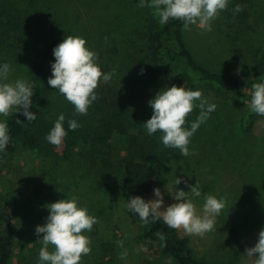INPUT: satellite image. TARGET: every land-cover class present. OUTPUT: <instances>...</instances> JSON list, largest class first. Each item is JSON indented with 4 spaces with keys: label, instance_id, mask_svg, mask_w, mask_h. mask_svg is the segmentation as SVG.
Listing matches in <instances>:
<instances>
[{
    "label": "rangeland",
    "instance_id": "rangeland-1",
    "mask_svg": "<svg viewBox=\"0 0 264 264\" xmlns=\"http://www.w3.org/2000/svg\"><path fill=\"white\" fill-rule=\"evenodd\" d=\"M138 0H0V62L10 63V80H30L34 60V41L51 36L63 41L67 35L79 36L98 54L103 72L115 70L109 84L95 90L98 99L86 115L74 112L73 105L47 83L45 103L31 130L39 139L35 149L17 147L0 162V200L2 211L14 227V246L10 264H39L42 245L35 234L49 215L45 204L75 197L96 218L90 233L91 253L79 264H176L161 250L145 247V223L125 208V180L132 159L149 166L164 192L176 187L190 191L196 183L200 197H191L202 214L205 195L226 200L216 218L214 230L203 236L178 233L189 240L199 259L208 264H228L233 246L230 231L245 240L239 264H254L246 250L255 246L264 227V116L258 117L247 132L250 115L249 88L264 75V0H229L226 10L212 22L211 31L191 25L183 28V38L195 60L212 73H222L226 60H239L234 76L245 83L247 98H235L221 85L200 82L178 56L172 38L163 40L161 63L164 73L175 78L188 73L186 88L202 90L209 103L217 105L210 118L190 138L191 155L165 148L159 133L148 136L142 126L152 116L148 101L163 88L157 85L148 43L142 33L152 24L161 25L149 8L136 6ZM239 4L242 11L233 13ZM141 69L144 70L143 74ZM239 71V74H237ZM156 83V84H155ZM199 109L186 117L195 121ZM75 119L80 127L68 131L60 146L45 139L57 116ZM113 113L120 118L114 119ZM11 115V114H10ZM4 117L8 123L9 117ZM118 125L126 130L129 142L120 157L114 158L113 139ZM120 133V131H119ZM128 148V150H127ZM147 201L155 199L153 191ZM177 201L164 195V205ZM48 250L53 251L49 245Z\"/></svg>",
    "mask_w": 264,
    "mask_h": 264
},
{
    "label": "clouds",
    "instance_id": "clouds-1",
    "mask_svg": "<svg viewBox=\"0 0 264 264\" xmlns=\"http://www.w3.org/2000/svg\"><path fill=\"white\" fill-rule=\"evenodd\" d=\"M228 3L229 0H138L136 6L152 10L161 25L175 20L182 22L185 30H189L191 25H198L203 30L211 31L212 22L221 11L227 9ZM240 11L242 8L237 4L233 13ZM52 51L54 62L50 63L52 74L48 78V85L73 105L75 114L86 115L89 107L98 99L95 90L100 84H109L115 70L103 72L97 63L98 54L90 50L85 39L79 36L67 35ZM13 71L10 63L0 62V153L6 151L11 139L4 117L15 112L26 117L27 123L37 118V114L29 110L35 93L33 83L24 78L10 80ZM143 72L141 69L140 74ZM249 95L250 110L264 116V80L251 84ZM147 103L153 113L142 125L147 135L159 133L165 148L178 149L185 157L192 154L189 149L190 138L217 107L215 103L208 102L202 90H192L184 84H173L161 89ZM194 108L200 110L199 115L190 122V126H185L186 117ZM64 123L65 115L60 113L45 137L48 143L60 146L68 131L80 127L75 119L67 120V130ZM182 182V177L177 176L172 189L165 187L164 192L160 188L153 189L155 199L146 201L140 196H132L124 206L142 221L147 222L150 217L152 220L162 219L169 228L182 229L189 235L203 236L213 231L216 218L226 206V200L205 195L202 214H199L191 198L201 196L199 186L196 183L186 192L176 187ZM165 193L177 202L161 211ZM43 207L49 215L43 225L35 228L38 237L43 234L42 239L37 241L42 245L39 264H79L82 256L91 253V241L85 233L92 231L96 218L86 208L78 206L75 197H66ZM49 245L54 249L51 252L48 250ZM246 255L255 258L254 264H264V227L258 233L257 243L246 250Z\"/></svg>",
    "mask_w": 264,
    "mask_h": 264
},
{
    "label": "trees",
    "instance_id": "trees-1",
    "mask_svg": "<svg viewBox=\"0 0 264 264\" xmlns=\"http://www.w3.org/2000/svg\"><path fill=\"white\" fill-rule=\"evenodd\" d=\"M142 38L148 43V52L154 64L157 85L162 87H170L185 85L189 83L188 73H182L175 78H170L164 73L163 64L161 63V51L163 49V40L172 38L177 46L178 56L183 60L186 67L192 71L200 82H210L221 85L235 98H247L246 85L244 82L234 76L239 60L236 57L226 60L223 64L222 73H212L201 66L194 58L191 51L183 38L182 22L170 20L165 25L152 24L148 31L142 33ZM60 41L51 36H42L34 41V60L30 71V81L34 86V95L32 97L33 105L30 111L37 114L35 121L27 123L26 117L21 113L13 112L8 120V128L10 133V142L4 153H0V162L8 156L15 153L17 147L32 150L39 144L36 134L30 129L32 124H36L41 110L45 103V83L46 77L51 69L50 63L54 62L53 48ZM264 80V75L259 79L251 80L253 83ZM156 84V83H155ZM114 119H119L117 113H113ZM260 117L252 114L248 118L246 131L249 133L253 130L256 120ZM20 121H19V120ZM114 145V158L120 157L129 145V138L125 135L127 132L122 125H118ZM120 131V133H119ZM128 150V148H127ZM157 183L149 166L145 163L132 159L128 162V175L125 180L124 195L128 202L132 196H140L145 199L155 188ZM146 200V199H145ZM147 201V200H146ZM136 217L139 218L137 214ZM140 219V218H139ZM145 229V247L149 250L154 248L155 243H161V250L164 255H168L176 264H208L207 261L199 259L189 246V240L182 237L177 229L169 228L162 219L152 220L151 217L147 222ZM14 227L1 209L0 200V264H10L13 255L14 246ZM230 240L233 246L231 261L228 264H239L245 240L240 238L235 229L230 231Z\"/></svg>",
    "mask_w": 264,
    "mask_h": 264
}]
</instances>
